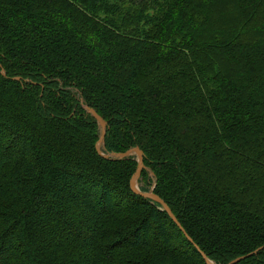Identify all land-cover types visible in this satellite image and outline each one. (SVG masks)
Returning <instances> with one entry per match:
<instances>
[{"label": "trees", "instance_id": "1", "mask_svg": "<svg viewBox=\"0 0 264 264\" xmlns=\"http://www.w3.org/2000/svg\"><path fill=\"white\" fill-rule=\"evenodd\" d=\"M245 256L264 264V0H0V264Z\"/></svg>", "mask_w": 264, "mask_h": 264}, {"label": "water", "instance_id": "2", "mask_svg": "<svg viewBox=\"0 0 264 264\" xmlns=\"http://www.w3.org/2000/svg\"><path fill=\"white\" fill-rule=\"evenodd\" d=\"M87 110L93 114V116L100 122V124L102 125L103 129L105 127V121L93 110V109H90V108H87ZM104 136H105V132L103 131V136L101 138V140L99 141L98 143V148H100V145L104 142ZM136 151H130L128 153H124V154H118L117 156H120V157H128L130 156L131 154H135ZM111 156H114L111 155ZM139 160H140V168L138 169L137 171V174H136V178H135V184H136V189L139 193H141V190H140V186L138 184L139 182V179H140V175H141V171L144 167V163H143V158L141 156H139ZM145 197L147 198H150V199H153V200H156L159 204L163 205L165 207V203L160 201L159 199H156L154 196H152L151 194H145ZM166 210L168 212V214L171 216V218L173 219V221L181 228V225L179 224V222L177 221V219L175 218V216L173 215L172 211L166 206ZM181 230L184 232V230L181 228ZM248 256H245L237 261H235L233 264H236L238 263L239 261H241L242 259L244 258H247ZM204 258L207 259V257L204 255ZM208 261V260H207ZM211 264V263H210Z\"/></svg>", "mask_w": 264, "mask_h": 264}, {"label": "rangeland", "instance_id": "3", "mask_svg": "<svg viewBox=\"0 0 264 264\" xmlns=\"http://www.w3.org/2000/svg\"><path fill=\"white\" fill-rule=\"evenodd\" d=\"M101 125V124H100ZM102 126V125H101ZM103 145V143L100 145V147ZM150 178L153 179V174L150 173ZM139 184V183H138ZM140 186V185H139Z\"/></svg>", "mask_w": 264, "mask_h": 264}]
</instances>
